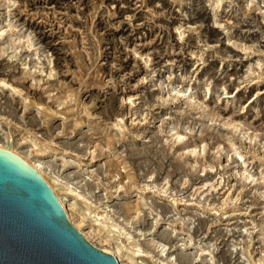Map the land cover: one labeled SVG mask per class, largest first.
Returning <instances> with one entry per match:
<instances>
[{
	"label": "rangeland",
	"instance_id": "rangeland-1",
	"mask_svg": "<svg viewBox=\"0 0 264 264\" xmlns=\"http://www.w3.org/2000/svg\"><path fill=\"white\" fill-rule=\"evenodd\" d=\"M1 80L22 95L0 89V135L68 149L47 179L83 194L77 219L117 224L92 223L96 246L264 264V0H0Z\"/></svg>",
	"mask_w": 264,
	"mask_h": 264
},
{
	"label": "water",
	"instance_id": "water-1",
	"mask_svg": "<svg viewBox=\"0 0 264 264\" xmlns=\"http://www.w3.org/2000/svg\"><path fill=\"white\" fill-rule=\"evenodd\" d=\"M0 264L119 261L92 245L70 222L55 193L33 167L0 147Z\"/></svg>",
	"mask_w": 264,
	"mask_h": 264
},
{
	"label": "bare ground",
	"instance_id": "bare-ground-1",
	"mask_svg": "<svg viewBox=\"0 0 264 264\" xmlns=\"http://www.w3.org/2000/svg\"><path fill=\"white\" fill-rule=\"evenodd\" d=\"M5 88L13 96L14 95H22V92L20 93V91L18 89H16L15 87L5 83V81L1 80L0 81V89L4 90ZM206 88H207L206 89L207 91H210V86H208ZM189 90H192V88L189 87ZM178 94H179V92H178ZM130 101H132V103H133L135 101V99L130 100ZM61 103H62V101H61ZM31 104H32L31 100L25 98V105H24L25 108L24 109L28 110L30 108V106L33 105V104L32 105ZM34 109H35V111L37 113L40 114L41 118L44 119L43 122L45 124H47V125L51 124L57 117H60V116L66 117V116H68V115H65V116L62 115L63 113L59 112L58 110H57L58 112H56V111L53 112L52 110H48V108H46V106H44V104L36 103ZM61 119H63V118H61ZM79 119L80 118L78 117V120ZM0 120L5 121V123H6L8 121V118L7 117H1ZM8 123H10V122L8 121ZM10 126H11V124L7 125V130L1 132V135H0V147L4 148V149H10L11 151H13L17 155H19L22 159H24L31 167H33L40 174V176L48 183V185L50 186V188L52 189V191L55 193L56 197L58 198V200H59L61 206L63 207L64 211L66 212V215H67L68 219L82 233V235L92 245H94L95 247L99 248L104 253H108L110 255H113L114 257H116L118 259L119 264H123V261L121 259V257H122L121 256L122 247H121L120 243H118L117 241L113 242L114 239L113 240L106 239L105 241L108 243L109 247L108 248H100V247L96 246V244L91 242V240L89 238L90 237V229L94 226L95 223L99 224V229H100V226H101V228L103 227L107 231H110L111 228L112 229L117 228V224L114 221H111L110 224L101 222L100 220L102 218H106V216H104V215H101L100 219H95L93 221V222H95L94 224H92L93 222L91 224L90 223L89 224L86 223L84 218H82L81 220L77 219V217L75 215V212H77V211L80 212L79 210L84 208L85 205H86L85 203L80 201V197L81 196L84 197L83 194L78 192V189L73 187V186H71V184H69V183L60 184V182H58L56 179L48 180L47 177H46L47 170L44 168V163L42 162V160L47 155L46 152L49 149V147H51V153L50 154L53 157L57 156L58 155L57 152H59V151H60L59 152L60 155L64 156L65 154H68V149H66V148H54V147L51 146L50 141L48 143L46 142L45 144L42 143V146H38L39 143H36L33 138H25L24 142H20L19 140H17L15 138L14 132L10 128ZM89 126H90V124L87 125V127H89ZM83 128L84 127L82 126V124L79 121H77L76 124H75V130L74 131L77 132V131H79V130H81ZM180 138H181V135H177V140H180ZM10 144H11V146H10ZM22 145L27 148V151H25V152H20L19 151V149H20V147ZM94 152H95L94 150L90 152L91 156H88L89 159H87V160H85V157L77 156V158L76 157L73 158L74 159L73 162L64 161L62 163V166L65 167L67 165H70V164L74 163L79 168H82V166L83 167L84 166H87V167L89 166L90 167L93 164L94 159H95ZM117 188L119 189L120 186H118ZM143 190H145V189H143ZM137 192H139V191H137ZM127 194H131V193H127ZM138 194L141 195V193H137V196H138ZM78 205H81V208H79V210L77 209ZM127 206H126V208H127ZM129 206L127 208V211H131L135 207V206H133V208H131ZM84 209H83V211H84ZM134 210L138 211L139 209L137 207V209H134ZM133 218H135V216H133ZM156 224H157V222L155 223V225ZM116 230H119V229H116ZM120 232H121V230H120ZM134 249L135 250H131L129 252V254H127V256L130 259H133L134 257L141 258L145 251L142 248H140L139 246H136V245L134 246Z\"/></svg>",
	"mask_w": 264,
	"mask_h": 264
}]
</instances>
